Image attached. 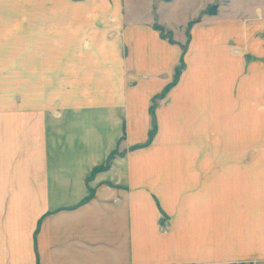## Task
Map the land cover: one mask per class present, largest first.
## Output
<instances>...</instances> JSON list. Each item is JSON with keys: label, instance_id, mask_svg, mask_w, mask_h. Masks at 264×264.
Here are the masks:
<instances>
[{"label": "crops", "instance_id": "obj_1", "mask_svg": "<svg viewBox=\"0 0 264 264\" xmlns=\"http://www.w3.org/2000/svg\"><path fill=\"white\" fill-rule=\"evenodd\" d=\"M33 1L24 14L0 8V32L25 17L29 34L25 92L12 86L16 58L8 67L0 52V264H264V153L241 151L240 118L242 92L264 94V40L193 25L184 69L153 108L152 142L129 152L181 55L153 28L165 2L123 10L146 17L87 54L67 57L59 40L54 88L50 41L33 35H48L49 14ZM115 150L124 155L95 170Z\"/></svg>", "mask_w": 264, "mask_h": 264}, {"label": "rangeland", "instance_id": "obj_2", "mask_svg": "<svg viewBox=\"0 0 264 264\" xmlns=\"http://www.w3.org/2000/svg\"><path fill=\"white\" fill-rule=\"evenodd\" d=\"M160 1L165 3L159 5L157 14L153 12V28L156 30L155 26L160 27L162 30L161 35L170 38V43L179 45L181 55L176 67H180V64H182L181 70L184 69L185 45L190 38L188 33L195 24L231 25L233 28L240 29L243 42L254 40V36L264 40V0H158L156 6ZM140 2L141 0H48V2L46 0H34L31 5L29 4L28 9L34 5L35 10L39 9L40 13L42 9L47 10L49 14L50 29L48 35H43L41 32H36L33 35L35 36L34 39H42L48 36L50 41V82L53 84L51 87L56 88L57 85L56 70L59 40L64 41L66 46L65 50H60L65 51L66 56L71 58L74 56L73 52L75 51L78 52V56L82 55L80 53L87 54L89 46L99 38H102L103 41L120 40L122 20L128 21V19L134 20L138 17L141 19L146 17L139 16L137 13H128V11L125 12V17L121 15L123 10L127 8L134 9ZM212 6H214L216 12L209 15L208 11ZM6 7L8 9L17 8L18 12L24 14L27 4L26 0L2 1L0 8ZM111 9H114L113 13L118 12L120 16L113 17L109 13ZM18 23L17 28L12 26L11 31L3 30L0 32V52L2 62L8 67L9 61H15L13 59L16 58L17 65L12 69H14L13 72H17V81L16 83L12 81V86L17 87L16 92H25V54L29 34L25 31V17L18 18ZM156 31L159 35L160 32ZM257 31L258 33H255ZM167 38L163 39L167 40ZM74 42L81 43L83 49H74L71 45ZM242 52V56H245L246 61L250 62L254 58L250 53H245L246 50H242ZM181 70H179L180 73ZM52 71L54 74H52ZM8 84L7 91L10 87L9 82ZM242 93V116L240 118H242L243 133L241 151H253L255 147L253 143H256L257 151L264 153V94H261V92L254 93V95L248 92ZM160 94L151 99L150 105H156ZM51 105H57L56 94L51 96ZM245 126L248 128L252 126L251 135L249 133L245 134L246 130L248 131ZM146 141L130 146L128 151L132 152L146 148L148 146L145 145ZM122 155H124V152L115 150L113 158Z\"/></svg>", "mask_w": 264, "mask_h": 264}, {"label": "trees", "instance_id": "obj_3", "mask_svg": "<svg viewBox=\"0 0 264 264\" xmlns=\"http://www.w3.org/2000/svg\"><path fill=\"white\" fill-rule=\"evenodd\" d=\"M155 29L160 32L159 35L162 38H167V37H164L163 35H161L162 34V30H161L160 27L155 26ZM167 40L169 42H171L170 38H167ZM180 65H181L180 67H176L175 70H174V75H173L174 77H173L172 83H170V85L166 86L164 88V90L161 92V94L158 95L159 99L163 98L164 95L167 93V91L171 88V86H173L175 84V82L178 80V77L180 75V71L179 70L182 69V64H180ZM153 108H155V104H152L150 106V109H149V113H150V116H151V127H150V130L148 132V138H147V141H146L145 145H149L152 142V140H153V138L155 136V132L157 130L156 121H155L156 119H155L154 109ZM113 155H114V152L110 154V156L108 157L107 161L105 162V164L103 166L97 167V168H95V170L107 168L109 166L110 160L113 158Z\"/></svg>", "mask_w": 264, "mask_h": 264}, {"label": "water", "instance_id": "obj_4", "mask_svg": "<svg viewBox=\"0 0 264 264\" xmlns=\"http://www.w3.org/2000/svg\"><path fill=\"white\" fill-rule=\"evenodd\" d=\"M215 12H216V9L214 8V6H212V7H210L208 14L213 15V14H215Z\"/></svg>", "mask_w": 264, "mask_h": 264}]
</instances>
